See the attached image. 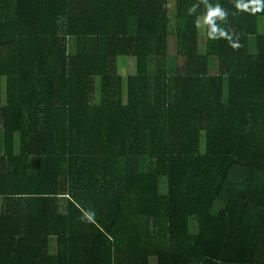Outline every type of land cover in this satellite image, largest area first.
<instances>
[{
    "label": "trees",
    "instance_id": "trees-1",
    "mask_svg": "<svg viewBox=\"0 0 264 264\" xmlns=\"http://www.w3.org/2000/svg\"><path fill=\"white\" fill-rule=\"evenodd\" d=\"M194 2L0 0V264H264V12Z\"/></svg>",
    "mask_w": 264,
    "mask_h": 264
},
{
    "label": "clouds",
    "instance_id": "clouds-1",
    "mask_svg": "<svg viewBox=\"0 0 264 264\" xmlns=\"http://www.w3.org/2000/svg\"><path fill=\"white\" fill-rule=\"evenodd\" d=\"M232 4L236 12H248L252 15L264 12V0H232ZM186 12L187 15L195 17V27L201 30L208 40H226L229 46L237 51L242 47L240 34L227 26L229 11L218 0L215 3L212 0H195ZM87 218L91 220L92 217L89 215Z\"/></svg>",
    "mask_w": 264,
    "mask_h": 264
},
{
    "label": "rangeland",
    "instance_id": "rangeland-1",
    "mask_svg": "<svg viewBox=\"0 0 264 264\" xmlns=\"http://www.w3.org/2000/svg\"><path fill=\"white\" fill-rule=\"evenodd\" d=\"M174 7V0H168V10H169V14H171L172 10ZM264 29V18L262 16L258 17V30L259 32H262ZM198 31L202 33L201 30L198 29ZM199 39V36H198ZM167 43H168V57L172 58V53H174L175 51V41H174V36L173 35H169L167 37ZM198 43H200V41H198ZM250 48H251V52H254V44H253V38H250ZM200 52L204 51V42L201 43V45L198 47ZM173 62V58L172 61ZM116 64H117V72L122 76V78L125 81L126 75L129 73L133 72L134 69V64H133V59L130 57H126V56H118L116 58Z\"/></svg>",
    "mask_w": 264,
    "mask_h": 264
}]
</instances>
